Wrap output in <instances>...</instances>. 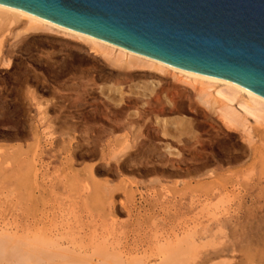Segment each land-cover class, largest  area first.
<instances>
[{
	"label": "rangeland",
	"instance_id": "rangeland-1",
	"mask_svg": "<svg viewBox=\"0 0 264 264\" xmlns=\"http://www.w3.org/2000/svg\"><path fill=\"white\" fill-rule=\"evenodd\" d=\"M26 22L0 15V264H58L57 237L100 264H264V121Z\"/></svg>",
	"mask_w": 264,
	"mask_h": 264
},
{
	"label": "water",
	"instance_id": "water-1",
	"mask_svg": "<svg viewBox=\"0 0 264 264\" xmlns=\"http://www.w3.org/2000/svg\"><path fill=\"white\" fill-rule=\"evenodd\" d=\"M0 6L264 99V0H0Z\"/></svg>",
	"mask_w": 264,
	"mask_h": 264
},
{
	"label": "bare ground",
	"instance_id": "bare-ground-1",
	"mask_svg": "<svg viewBox=\"0 0 264 264\" xmlns=\"http://www.w3.org/2000/svg\"><path fill=\"white\" fill-rule=\"evenodd\" d=\"M0 15H3V16H5V17H7V18H9V19H13V20H16V19H24V20H26L27 22L26 23H28V25L30 24V25H35V26H43V27H45V28H49V29H53V30H58V31H60V32H62V33H65V34H68V35H70L71 37H76V38H78V40H80V39H82L83 41H86V42H88V44L89 43H91V45H93V46H95V48H96V46H97V49H99V48H102V49H100V50H105V51H110V52H117L118 54V58H115L114 59V62H117V63H121V60L120 59H124V58H126V61L128 60V62H126V64L125 65H127L126 67H128L129 66V64H130V66H131V64H137V65H139V66H142V65H144V67H146V66H148V67H150V68H153L154 70H156V71H158V72H165V71H171L172 72V75H174V74H177L176 75V78L179 76H181L182 77V79H186V80H188V82H191V84L192 83H194V84H197V83H199V85L200 84H202V86H207V88L209 89V88H211V87H214V86H219L220 87V89L219 90H217L216 92H215V94L217 95V97H219L220 99H222V101H225L226 103H227V106L225 105V107L223 108V109H221L219 112H220V116L224 119V121H226L227 123H229V124H231V125H237V124H240L239 123V121L241 122V127H244L243 129H245V123L246 122H248L247 120H248V118H253L252 120H255V121H257L258 123H261V121H264V99H262V98H260V97H258L257 95H255V94H253V93H251V92H249V91H247L246 89H244V88H242V87H240V86H238V85H235V84H232V83H229V82H225V81H219V80H214V79H208V78H203V77H198V76H194V75H190V74H187V73H184V72H182V71H179V70H176V69H173V68H171V67H168V66H165V65H163V64H160V63H157V62H155V61H152V60H149V59H146V58H143V57H141V56H138V55H136V54H133V53H130V52H128V51H125V50H123V49H120V48H117V47H115V46H112V45H109V44H106V43H103V42H101V41H98V40H95V39H92V38H89V37H86V36H83V35H80V34H77V33H74V32H71V31H67V30H64V29H61V28H59V27H57V26H55V25H53V24H51V23H48V22H46V21H43V20H41V19H39V18H36V17H33V16H31V15H28V14H25V13H22V12H19V11H16V10H13V9H9V8H5V7H1L0 6ZM39 29V28H38ZM85 42V43H86ZM99 47V48H98ZM94 48V47H93ZM101 52V51H100ZM115 53H114V55H115ZM103 54V53H102ZM110 54V53H109ZM108 53H107V55H109ZM107 55H105L106 57H107ZM113 55V54H112ZM116 56V55H115ZM114 57V56H113ZM109 60V59H108ZM113 60V59H112ZM110 61V60H109ZM111 62V61H110ZM113 62V63H114ZM146 65V66H145ZM132 67V66H131ZM174 73V74H173ZM180 77V78H181ZM204 88V87H203ZM210 90H212V89H210ZM214 90V89H213ZM208 91V90H207ZM203 95V94H202ZM241 96L240 97V100H237L238 99V96ZM202 97V96H201ZM200 97V98H201ZM202 98H205V97H202ZM242 98V99H241ZM201 100V99H200ZM222 101H220V102H222ZM235 101H237V106H235V108L233 107V106H231V104L232 103H234ZM207 102V101H206ZM205 102V103H206ZM206 104H208V103H206ZM221 104V103H220ZM243 122H242V121ZM260 121V122H259ZM240 126H238L239 128H240ZM235 128H237V127H235ZM242 129V128H241ZM86 186V185H85ZM60 214V213H59ZM64 214V213H63ZM56 230V229H55ZM45 232H46V229H45ZM5 233V232H4ZM43 233V232H42ZM44 234V233H43ZM50 234V233H49ZM49 234H48V236H49ZM51 234H53V233H51ZM218 234V233H217ZM11 235V234H10ZM45 235H47V234H45ZM45 235H43V237H45ZM55 235H56V233H55ZM1 237V236H0ZM3 237V236H2ZM2 237H1V240H2ZM52 238V237H51ZM59 237H57V239H58ZM60 238H62V237H60ZM45 239V238H44ZM57 239L55 240H51L50 239V241H51V243H52V246L54 247V248H56L55 250H53V252L51 253L52 254V256L53 257H55L56 259L58 258V264H100V263H97V261L95 262L93 259V256L91 257L90 255H85V256H82L80 253L82 252V254H83V251H80V249H79V253H77L78 251L75 249H71V250H69V249H67V250H65V253L64 252H61V251H59V253H64V255H56L57 254V252H55L56 250H60V248H61V246H59V244H58V242H57ZM72 239V238H71ZM18 239H16V241H17ZM47 240V239H46ZM46 240H45V242H46ZM61 240H63V239H61ZM60 240V241H61ZM5 241V237H3V240H2V243ZM8 241H9V239H8ZM11 241V240H10ZM34 241V240H33ZM6 242V241H5ZM5 242L3 243L4 245H6V244H8V243H6L5 244ZM28 242V241H27ZM26 242V243H27ZM39 242H40V240H39ZM42 242V241H41ZM106 242V241H105ZM210 242V241H209ZM16 243V242H15ZM20 243H22L23 244V242H20ZM19 243V244H20ZM47 243H49L48 241H47ZM13 244V243H12ZM18 244V245H19ZM35 244V243H34ZM106 244V243H105ZM182 244H184L185 245V243H182ZM190 244V243H189ZM11 245V244H10ZM30 245H32L31 244V242H30ZM84 245V244H83ZM210 245V244H209ZM25 246V245H24ZM34 246V245H33ZM37 246V245H36ZM70 246V245H69ZM18 247H20V246H18ZM60 247V248H59ZM75 247V246H74ZM109 247V246H108ZM180 247V246H179ZM2 248H4V247H2ZM1 248V245H0V250L2 251L3 249ZM13 248V247H12ZM16 248H17V246H16ZM25 248V247H24ZM37 248V247H36ZM41 248V247H40ZM51 248V247H50ZM53 248V249H54ZM110 248V247H109ZM167 248V247H166ZM181 249L183 248L182 246L180 247ZM185 248H187V247H185ZM184 248V250L187 252V249H185ZM8 250V249H7ZM15 250V249H14ZM25 250H26V248H25ZM33 250V249H32ZM51 250V249H50ZM111 250V249H110ZM175 250V249H174ZM183 250V251H184ZM21 251V250H20ZM27 251V250H26ZM25 251V252H26ZM35 251L37 252V249H35ZM66 251H67V253H66ZM77 251V252H76ZM86 251V250H85ZM108 251V250H107ZM173 251V250H172ZM176 251L177 250H175V253H176ZM183 251H181L183 254H184V252ZM5 252V251H4ZM17 251H15V253H16ZM44 252V251H43ZM48 252V251H47ZM174 252V251H173ZM171 253L172 255H171V258H172V256H176V259H178L177 257H178V254H179V252L176 254V255H174V253ZM189 252V251H188ZM187 252V253H188ZM6 253V252H5ZM23 253V252H22ZM160 253H162V252H160ZM167 253H168V251H167ZM186 253V254H187ZM8 254V256L10 255L9 253H7ZM27 254V253H26ZM29 254H30V252H29ZM43 254V253H42ZM48 254L50 255V253L48 252ZM54 254V255H53ZM85 254V253H84ZM97 254H99V250H98V253ZM101 254V253H100ZM116 254H119V253H116ZM115 254V255H116ZM165 254V253H164ZM183 254H182V256H183ZM122 255V254H121ZM120 255V256H121ZM166 255V254H165ZM170 255V254H169ZM180 255H181V253H180ZM193 255V254H192ZM0 256H3V255H1V253H0ZM7 256V255H6ZM8 256H7V258H8ZM18 256H20V255H18ZM17 255H16V257H15V255H14V257H15V259L18 257ZM57 256V257H56ZM59 256V257H58ZM106 256H108L107 255V253H106ZM105 256V257H106ZM120 256H117V258L119 257V258H121L122 259V256L120 257ZM24 257V255L22 254V258ZM42 257H44V254H43V256ZM52 257V258H53ZM94 257H96V255L94 256ZM104 257V256H103ZM185 257H186V255H185ZM184 257V258H185ZM9 258H11V256H9ZM25 258V257H24ZM26 258H29V256L28 257H26ZM32 258V257H31ZM48 258V257H47ZM46 258V259H47ZM52 258H50V259H52ZM108 258H109V256H108ZM108 258H105V259H108ZM113 258H115V256L113 257ZM112 257L110 258V260L111 259H113ZM117 258H115V259H113V260H115V261H117ZM133 258V257H132ZM174 259H175V257H173ZM183 258V259H184ZM96 259V258H95ZM102 259V258H101ZM105 259H103L104 260V262L106 263V261H105ZM120 259V260H121ZM142 259V258H141ZM164 259V258H163ZM188 259V258H187ZM186 259V260H187ZM21 259L19 258V261H20ZM44 260H45V258H44ZM99 260H100V258H99ZM109 260V261H110ZM168 260V257H167V259H166V261ZM9 261H10V259H9ZM8 261V262H9ZM16 261V260H15ZM49 261V260H48ZM122 261V260H121ZM135 261V260H134ZM165 260H163V262H164V264H165V262H166ZM179 261V260H178ZM177 261V262H178ZM181 261V260H180ZM184 261V260H183ZM182 261V262H183ZM53 262H55V261H53ZM57 262V261H56ZM99 262V261H98ZM101 262H102V260H101ZM138 262H140V260L138 261ZM170 262V261H169ZM175 262V261H174ZM23 263V262H22ZM25 263H27V262H25ZM103 263V262H102ZM101 263V264H102ZM104 263V264H105ZM114 263V262H113ZM116 263V262H115ZM114 263V264H115ZM130 263V262H129ZM128 263V264H129ZM137 263V262H136ZM176 263V262H175ZM16 264V263H15ZM21 264V263H20ZM56 264V263H55ZM107 264V263H106ZM111 264H112V260H111ZM119 264H122V262H120ZM167 264H168V261H167ZM172 264H173V262H172ZM183 264H184V262H183Z\"/></svg>",
	"mask_w": 264,
	"mask_h": 264
}]
</instances>
